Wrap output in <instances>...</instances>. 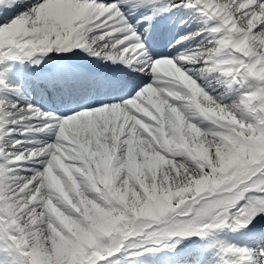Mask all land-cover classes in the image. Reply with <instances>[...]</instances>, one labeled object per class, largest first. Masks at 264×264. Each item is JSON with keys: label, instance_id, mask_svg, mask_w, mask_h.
<instances>
[{"label": "snow or ice", "instance_id": "obj_1", "mask_svg": "<svg viewBox=\"0 0 264 264\" xmlns=\"http://www.w3.org/2000/svg\"><path fill=\"white\" fill-rule=\"evenodd\" d=\"M0 264H264V0H0Z\"/></svg>", "mask_w": 264, "mask_h": 264}]
</instances>
